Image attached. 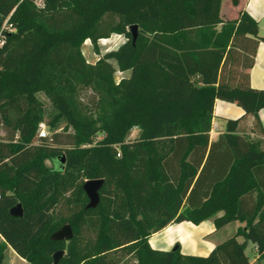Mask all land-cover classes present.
I'll return each instance as SVG.
<instances>
[{"label":"trees","instance_id":"1","mask_svg":"<svg viewBox=\"0 0 264 264\" xmlns=\"http://www.w3.org/2000/svg\"><path fill=\"white\" fill-rule=\"evenodd\" d=\"M221 3L0 0V28H13L0 46V264L7 246L25 264H249L247 242L264 257V149L238 134L264 135V89L248 74L258 25L243 10L224 20ZM113 33L128 39L86 61L82 43L96 49ZM110 60L130 77L116 84ZM84 85L100 96L96 116L78 101ZM215 99L243 114L225 119L209 143ZM40 123L49 129L38 139ZM134 126L137 136L126 140ZM89 179H103L94 208H86ZM18 203L22 215L13 216ZM212 217L217 229L245 225L207 256L148 243L170 223ZM64 224L72 238L52 240Z\"/></svg>","mask_w":264,"mask_h":264},{"label":"crops","instance_id":"2","mask_svg":"<svg viewBox=\"0 0 264 264\" xmlns=\"http://www.w3.org/2000/svg\"><path fill=\"white\" fill-rule=\"evenodd\" d=\"M241 10L245 11L253 18L258 25L257 38L259 41L255 51L254 64L248 70L249 83L253 88L264 89V0H236L235 4L232 0H222L220 13L224 20L235 19L238 12ZM221 26V24L218 25L217 30H219ZM242 114V108L235 103L215 99L212 112V128L209 132V143L216 141L218 135L224 132L225 119H236ZM257 116L264 130V109H260ZM251 125L252 118H249L246 120L245 127L250 129ZM0 134H2L1 131ZM238 134L248 137L252 141H260V147L264 149V135H258L252 130L241 131L238 132ZM222 214L223 212L220 211L216 216H221ZM213 219L214 217L206 219L198 224H194L191 221L170 223L160 231L151 234L148 238V243L151 248L156 250L167 251L178 245L182 254L207 256L216 245L235 235L238 228L244 227L245 225V221L237 220L229 222L217 229ZM237 240L242 243L244 238L242 235H239ZM250 244V242H247L245 249ZM251 248L255 254L253 260H250V257L244 250L249 258V264H254L256 261L258 264H261L264 261V257H258L255 252V247L252 244ZM7 253L15 255L24 262L10 246H7L3 253L1 264H4L6 258L5 254Z\"/></svg>","mask_w":264,"mask_h":264},{"label":"rangeland","instance_id":"3","mask_svg":"<svg viewBox=\"0 0 264 264\" xmlns=\"http://www.w3.org/2000/svg\"><path fill=\"white\" fill-rule=\"evenodd\" d=\"M13 29V28H12ZM126 32H129V27L125 28ZM148 37H151L152 33L146 34ZM128 39L126 33H113L108 38H102L97 41V47L94 48V45L87 39L85 40L81 45V51L89 63H95L97 60L102 58L105 53L108 51L116 50L123 42H125ZM112 64L115 66V72L113 75L114 82L118 84L120 80L122 79H128L130 77V71L129 70H120L114 60H110ZM38 97L42 102L45 104L49 103L47 98L43 93H38ZM78 101L80 102L81 106L84 108H88L90 112L96 116L99 112V105L100 103L99 94L93 89L91 85H84L79 88L78 94H77ZM63 127V125H62ZM60 127V129L62 128ZM72 129L69 128V131ZM139 131V128L137 126L131 127L125 137L126 140L133 139L137 136ZM1 135V134H0ZM102 138V135H98V140ZM46 164L48 166H51V163L49 161H46ZM247 255L250 257V260H253L255 257L254 252L252 251L251 244L245 249ZM5 262L4 264H25L26 261L24 259V262L18 259L15 255L5 254ZM21 258V257H20ZM127 258V257H126ZM128 264H132V260L128 257L127 258ZM254 264H258L256 261ZM264 264V261L261 263Z\"/></svg>","mask_w":264,"mask_h":264},{"label":"water","instance_id":"4","mask_svg":"<svg viewBox=\"0 0 264 264\" xmlns=\"http://www.w3.org/2000/svg\"><path fill=\"white\" fill-rule=\"evenodd\" d=\"M129 31L132 36V42L136 40V37L138 35V26L137 25H131L129 27ZM58 161L62 165L65 161L64 156H60L58 158ZM103 184V179H89L86 180L83 184V190L88 198V203L86 205V208H94L99 203V189L101 188ZM10 214L13 216H21L22 215V207L21 204H17L14 207L10 209ZM73 231L71 227L68 224H64L60 229L55 231L51 235L52 240H65L68 241L72 238ZM64 251L58 250L53 254V261L54 263H57L58 260L63 256Z\"/></svg>","mask_w":264,"mask_h":264},{"label":"built area","instance_id":"5","mask_svg":"<svg viewBox=\"0 0 264 264\" xmlns=\"http://www.w3.org/2000/svg\"><path fill=\"white\" fill-rule=\"evenodd\" d=\"M12 31V27L9 24H6V21L0 28V46L3 45L5 41L6 34ZM49 127L45 125V123H40L38 126V133L37 138H43L46 137L48 134Z\"/></svg>","mask_w":264,"mask_h":264}]
</instances>
